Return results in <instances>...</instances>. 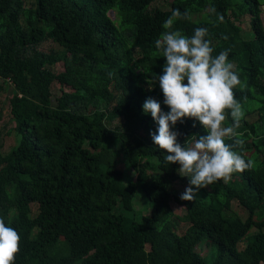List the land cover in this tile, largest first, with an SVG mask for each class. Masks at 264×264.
Returning a JSON list of instances; mask_svg holds the SVG:
<instances>
[{"label": "trees", "instance_id": "trees-1", "mask_svg": "<svg viewBox=\"0 0 264 264\" xmlns=\"http://www.w3.org/2000/svg\"><path fill=\"white\" fill-rule=\"evenodd\" d=\"M155 1L0 0V94L10 88L13 124L5 134L13 145L0 153V218L21 238L14 264H206L195 250L203 240L216 251L207 264H264V0H171L164 10ZM173 9L188 14L174 29L191 37L207 28L213 55L230 50L246 85L234 89L245 143L226 142L253 166L192 202L181 200L189 179L165 161L150 136L158 124L143 111L148 98L170 111L155 42ZM245 16L250 39L239 26ZM170 129L181 147L207 135L191 119ZM137 190L150 210L133 219Z\"/></svg>", "mask_w": 264, "mask_h": 264}, {"label": "clouds", "instance_id": "clouds-1", "mask_svg": "<svg viewBox=\"0 0 264 264\" xmlns=\"http://www.w3.org/2000/svg\"><path fill=\"white\" fill-rule=\"evenodd\" d=\"M181 18H188V14L182 15L178 9H173L163 23L161 38L155 42L156 49L162 50L166 60L158 82L163 102L170 111L163 113L160 103L153 98L146 99L143 111L151 113L158 124L157 134L150 133V136L153 143L167 153L165 161L169 165L179 164L178 174L189 179L190 186L181 200L192 202L200 189L221 180L227 183L234 173L244 172L253 164L226 142L232 140L237 147L245 143L236 131L245 113L234 89L238 86L243 89L246 85L229 62L230 50L214 56L212 42L207 38L208 29L196 28L193 35L187 37L174 29V22ZM223 19V16L218 17L220 22ZM151 83L149 81L150 86ZM229 116L232 124L226 126ZM184 119L198 121L207 135L199 138L193 135L181 147L170 125ZM20 239L19 233L0 218V264H14L20 252Z\"/></svg>", "mask_w": 264, "mask_h": 264}, {"label": "rangeland", "instance_id": "rangeland-1", "mask_svg": "<svg viewBox=\"0 0 264 264\" xmlns=\"http://www.w3.org/2000/svg\"><path fill=\"white\" fill-rule=\"evenodd\" d=\"M171 0H157L155 1L151 6L154 7H158L160 9H166L168 6V3ZM33 4V0H24V6L25 7H29L32 6ZM109 17L111 19H113L114 14L111 12L109 13ZM260 20H261V24L264 30V5H262L260 7ZM242 32L245 35H248V39L251 38V31L249 29V23H248V17L245 16L241 19V22L239 24ZM51 43L50 42H43L41 44V47H43L44 49H46L48 46H50ZM55 73H58L60 71H62V64L61 63H57L55 64L52 68H51ZM5 90L0 94V153L1 154H5L8 152V150L10 149V147L13 145V134L10 132L8 135H5L7 133V131L13 126V124L10 122H8L9 119V106H8V98L10 97V88L9 87H4ZM58 95V90L56 85H53L51 87V104L54 105V99L57 97ZM119 167L121 168V165H119ZM183 190H185L184 188H182ZM143 202H142V199ZM233 205H235L234 203H232ZM231 204V205H232ZM132 211L130 213H132V216H130L133 219H139L141 216H144L147 214H149V210H150V205L146 202V199L144 197H142L141 192L139 190L136 191L133 200H132ZM174 210V215L176 212V208H173ZM231 212H234L236 214H241V218L244 219L246 214L245 211L239 209L238 207H234L232 206L231 208ZM147 214V216H148ZM173 222V220H172ZM182 223H177V232L181 233L183 231V229H181ZM253 229H250L245 236L241 239V241L237 244V249H242L247 241L249 240L250 235L252 234ZM198 254L201 256V258L203 259V261L207 264L211 261V259L215 256V248L214 246H211L209 244L206 243V241H202L200 242L195 249Z\"/></svg>", "mask_w": 264, "mask_h": 264}]
</instances>
